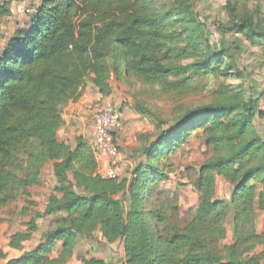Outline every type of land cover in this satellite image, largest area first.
Returning <instances> with one entry per match:
<instances>
[{"label":"trees","instance_id":"1","mask_svg":"<svg viewBox=\"0 0 264 264\" xmlns=\"http://www.w3.org/2000/svg\"><path fill=\"white\" fill-rule=\"evenodd\" d=\"M195 2L41 0L27 27L8 39L0 54V210L19 198L29 202L48 166L55 184L44 211L10 237L9 248L21 253L38 234L39 219L52 218L50 230L34 249L0 257V264H67L97 236L123 245L121 264L264 263V138L257 128L264 89L239 68L238 45L213 47ZM258 2L223 0L226 21L214 28L261 47L264 60ZM9 5H1L0 22ZM113 78L172 99L211 97L177 108L170 121L136 103L156 134L141 137L144 160L120 180L98 175L89 140L78 137L73 147L58 136L64 109L87 88L111 96ZM194 138L210 157L191 180L199 203L186 220L178 196L160 186L172 158ZM218 177L231 187L229 199L218 198ZM81 262L112 264L97 256Z\"/></svg>","mask_w":264,"mask_h":264},{"label":"rangeland","instance_id":"2","mask_svg":"<svg viewBox=\"0 0 264 264\" xmlns=\"http://www.w3.org/2000/svg\"><path fill=\"white\" fill-rule=\"evenodd\" d=\"M13 0H0L1 5L12 3ZM259 6L264 10V0H259ZM223 0H196L195 10L201 16L205 23L208 33L216 50L225 49L235 43L241 50L239 58V68L242 71H248L250 74L246 75L250 79L255 80V83L264 85V60L262 58L261 47L254 46L246 41L239 34H232L229 36H222L215 31L214 24L216 22L226 21L225 13L222 9ZM252 8V7H251ZM253 9V8H252ZM30 17H27V19ZM12 20L4 18L0 22V31H7L9 24ZM0 33V49L1 43L7 40L6 35ZM264 43V42H263ZM1 54V53H0ZM247 73V72H246ZM114 90V96L117 102L112 101V105L117 109L132 111L136 114V103H144L151 108L158 117L164 120H172L175 111L179 107L191 108L197 105L206 104L210 102L211 97L207 94L200 93L194 96L172 99L171 97L159 96L150 87L131 80L128 84L125 82L117 81L115 78L110 81ZM97 91V90H95ZM142 116V115H141ZM146 122L152 126V134H156L154 124L149 118L142 116ZM136 137V134L133 138ZM133 146H129L123 151L120 165L123 168L124 175L128 170H133L136 165H139L144 159L138 154L139 150L145 145L142 138L138 140L133 139ZM210 157V153L206 151L205 147L201 146L198 139H192L191 143L172 158V173L167 181L160 186L161 190L172 193L178 196L179 205L182 209L181 217L183 219H190V211H194L199 203V198L194 190L191 180L194 178L195 172L199 166ZM120 160V159H119ZM131 163V164H130ZM55 180L50 166L46 167L42 174L41 184L38 187L31 188V200L27 202L25 199L19 198L16 202L12 203L9 207L0 210V257H6L7 260L12 258H20L21 254L26 251L34 249L40 242L42 234L50 230L52 218H42L38 220L39 232L34 238L23 244L22 252L14 251L9 248L10 237L20 230H25L31 218L37 212H43L54 187ZM231 194V187L224 182L221 177L217 178V196L221 199H229ZM264 231V220L261 221L259 232ZM96 242H87L81 244L75 256L67 264H83L81 259L83 257L91 258L97 256L98 259L106 260L112 264H121L124 261L123 245L116 243L109 245L100 240V237H95ZM227 242H230V237ZM259 251H264V246L259 248ZM57 256V255H55ZM264 264V263H263Z\"/></svg>","mask_w":264,"mask_h":264},{"label":"crops","instance_id":"3","mask_svg":"<svg viewBox=\"0 0 264 264\" xmlns=\"http://www.w3.org/2000/svg\"><path fill=\"white\" fill-rule=\"evenodd\" d=\"M40 3L41 0H13V2L10 3L9 8L22 4L30 7L33 11H35ZM7 19L8 21L12 20V23L8 26V34L1 29V35L7 34V40L1 43L0 53L4 49L8 39H10L14 32L17 29L27 27L30 21V18L27 19V17H12L10 16V13L7 16ZM246 72L247 74H250L248 71ZM262 72H264V68L262 69ZM252 82L253 85L257 87V90L260 91L264 89V85L262 86L258 82L255 83L256 81L253 79ZM112 101L117 102V98L114 96V90L112 91L111 96L103 97L99 91H95L92 88H87L83 93L82 98L78 102L70 103L64 109V126L58 132L59 139L66 144L72 145L73 147L78 137H84L85 139L91 141L94 119L96 115L108 105H112ZM262 108L264 110V103H262ZM120 113L125 124V130L121 134L116 135V139L120 149L119 161H121V157H123L122 150H125L129 146H133V139L138 140V137H151L152 140L155 136L152 134V126L148 122H146L138 112L136 114H133L132 111L120 109ZM257 128L264 138V120L257 121ZM135 134L136 137L133 138Z\"/></svg>","mask_w":264,"mask_h":264},{"label":"built area","instance_id":"4","mask_svg":"<svg viewBox=\"0 0 264 264\" xmlns=\"http://www.w3.org/2000/svg\"><path fill=\"white\" fill-rule=\"evenodd\" d=\"M34 11L25 5L9 8L12 17H29ZM125 130L122 115L115 106L108 105L94 119L91 143L96 151L98 175L103 179L120 180L124 171L120 165L117 134Z\"/></svg>","mask_w":264,"mask_h":264}]
</instances>
